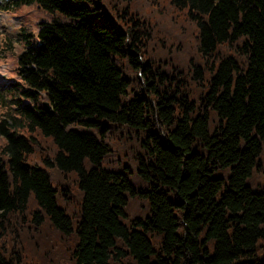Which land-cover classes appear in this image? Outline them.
<instances>
[{
  "label": "trees",
  "instance_id": "1",
  "mask_svg": "<svg viewBox=\"0 0 264 264\" xmlns=\"http://www.w3.org/2000/svg\"><path fill=\"white\" fill-rule=\"evenodd\" d=\"M23 7L0 264H264V0Z\"/></svg>",
  "mask_w": 264,
  "mask_h": 264
},
{
  "label": "rangeland",
  "instance_id": "2",
  "mask_svg": "<svg viewBox=\"0 0 264 264\" xmlns=\"http://www.w3.org/2000/svg\"><path fill=\"white\" fill-rule=\"evenodd\" d=\"M43 18L48 19L44 12H41L35 7H23L11 12H0V41L3 38L9 39L12 49H0V91L5 85V81L13 79L16 69V54L22 49L21 45L16 40V33H18L21 28L36 33V24ZM2 117L3 115L0 112V119ZM45 143L47 144L48 142L44 141L43 144ZM137 212L142 214L143 210L140 209Z\"/></svg>",
  "mask_w": 264,
  "mask_h": 264
},
{
  "label": "water",
  "instance_id": "3",
  "mask_svg": "<svg viewBox=\"0 0 264 264\" xmlns=\"http://www.w3.org/2000/svg\"><path fill=\"white\" fill-rule=\"evenodd\" d=\"M43 105H44L46 111L51 113V110H50V107H49L48 103H44Z\"/></svg>",
  "mask_w": 264,
  "mask_h": 264
}]
</instances>
